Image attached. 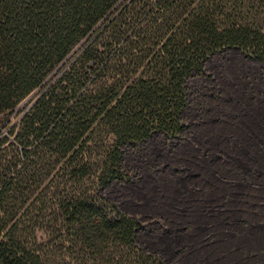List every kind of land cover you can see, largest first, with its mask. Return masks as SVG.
Returning <instances> with one entry per match:
<instances>
[{
  "label": "trees",
  "instance_id": "1",
  "mask_svg": "<svg viewBox=\"0 0 264 264\" xmlns=\"http://www.w3.org/2000/svg\"><path fill=\"white\" fill-rule=\"evenodd\" d=\"M227 47L264 64V0H0V264H163L96 190Z\"/></svg>",
  "mask_w": 264,
  "mask_h": 264
},
{
  "label": "rangeland",
  "instance_id": "2",
  "mask_svg": "<svg viewBox=\"0 0 264 264\" xmlns=\"http://www.w3.org/2000/svg\"><path fill=\"white\" fill-rule=\"evenodd\" d=\"M185 91L181 132L170 136L155 131L139 143L122 145L121 164L129 178L112 180L96 190L98 197L137 219V245L156 255L163 264L178 263L170 250L165 251L156 244L157 237L171 235V230L160 227L153 217L147 218V214L136 208L126 207H138L143 197L153 194L154 187L167 180L170 173L185 170L183 157L190 155V150H201L207 158L217 151L223 155L221 150L225 148L221 146L225 147L226 141L222 136L226 133L241 135L233 143L243 142L249 150L255 149L252 142L258 141L264 146V64L259 60L237 47L223 48L204 61L201 73L186 78ZM227 143L230 148L233 146L229 140ZM237 150L233 148L230 152L235 155ZM37 235L44 236L42 231ZM169 246L174 248L177 242Z\"/></svg>",
  "mask_w": 264,
  "mask_h": 264
},
{
  "label": "crops",
  "instance_id": "3",
  "mask_svg": "<svg viewBox=\"0 0 264 264\" xmlns=\"http://www.w3.org/2000/svg\"><path fill=\"white\" fill-rule=\"evenodd\" d=\"M222 137L223 155L190 150L185 170L170 173L138 207H126L171 230L156 244L177 264H264V146L233 143L241 137L235 132Z\"/></svg>",
  "mask_w": 264,
  "mask_h": 264
}]
</instances>
